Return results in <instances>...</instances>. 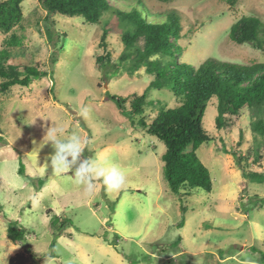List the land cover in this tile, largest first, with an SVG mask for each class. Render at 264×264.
<instances>
[{
	"label": "rangeland",
	"instance_id": "rangeland-1",
	"mask_svg": "<svg viewBox=\"0 0 264 264\" xmlns=\"http://www.w3.org/2000/svg\"><path fill=\"white\" fill-rule=\"evenodd\" d=\"M137 1L151 15L148 20L169 12L177 16L179 63L195 69L204 62L264 63L263 52L228 39L230 26L243 16L264 25V0L108 4L129 11ZM21 12V23L0 33V50L9 52V64L36 67L48 76L0 93V264H264V136L251 132L250 111L243 109L233 125L217 130L216 99L208 102L202 127L213 140L196 156L209 172L212 191L198 189L180 199L163 178L165 145L140 125L149 126L161 107L174 109L175 99L168 89L146 92L152 78L144 69L131 74L129 59L120 63L124 20L113 11L95 25L60 14L47 18L36 0H24ZM104 26L114 28L102 48ZM11 33L20 38L19 46L5 45ZM105 53L109 58L99 69L96 58ZM144 92L152 104L141 115L122 116L110 100L125 99L130 111V102ZM51 127L63 130L61 138L75 133L87 141L86 157L120 166L126 187L110 191L97 180L88 193L71 172L54 173L47 159L54 149L45 137ZM40 144L46 145L39 151ZM248 150L251 157L241 164L263 175L261 183L244 179L235 159L224 153ZM9 223L24 231L18 245L6 236Z\"/></svg>",
	"mask_w": 264,
	"mask_h": 264
},
{
	"label": "trees",
	"instance_id": "trees-1",
	"mask_svg": "<svg viewBox=\"0 0 264 264\" xmlns=\"http://www.w3.org/2000/svg\"><path fill=\"white\" fill-rule=\"evenodd\" d=\"M24 0H5L0 2V33L9 34L22 21L21 6ZM46 12L47 18L60 14L68 17H80L90 25L98 24L109 11H113L118 20H124L125 30L122 42L125 53L119 57L120 63L129 61L127 70L134 74L136 70L144 69L145 74L152 79L146 92L150 89H168L174 96V109L161 107L155 119L149 126L143 122L140 125L147 133L166 147L161 159L163 162V178L172 194L182 199L190 196L195 190L206 193L212 191V182L207 168L196 156L198 148L212 142L213 138L206 134L202 127V117L208 102L216 99L217 115L215 128L222 130L233 125L243 109L251 113L252 133L264 136V63H254L249 66L232 63L204 62L198 68L179 63L180 56L177 42L180 40V25L174 13L169 12L160 20H148L142 3L137 1L129 11L111 10L108 0H36ZM168 2L170 0H160ZM238 0H228L234 5ZM114 27L120 26L114 24ZM112 27L104 26L102 30V48ZM48 38L52 36L47 31ZM264 25L256 17L243 16L230 26L228 39L236 44H248L264 53ZM20 38L11 33L5 41L7 47H16ZM105 56L96 58L99 69H104ZM9 52L0 50V93L8 92L13 86L28 87L33 81L48 76L47 71L36 67H26L9 64ZM57 59L51 58V67ZM117 73V68H114ZM146 92L135 96L130 102V111L125 108L126 100L111 97L122 116L141 115L145 105L152 104L146 100ZM158 103V102H157ZM160 104V102L158 103ZM240 142V141H239ZM239 147V144H236ZM238 152V151H237ZM233 152L230 154L237 165L241 176L252 182L263 181L260 173L247 171L241 162L250 159V151L244 155ZM259 159L255 158L253 162ZM25 168L20 164L18 174L23 175ZM41 182V186H42ZM182 209V207H181ZM65 226V222H61ZM7 238L15 245L22 242L24 231L15 224L9 223L6 230ZM264 259V258H263Z\"/></svg>",
	"mask_w": 264,
	"mask_h": 264
},
{
	"label": "clouds",
	"instance_id": "clouds-1",
	"mask_svg": "<svg viewBox=\"0 0 264 264\" xmlns=\"http://www.w3.org/2000/svg\"><path fill=\"white\" fill-rule=\"evenodd\" d=\"M62 131L51 127L45 136L49 138L48 143L50 142L54 149V153L47 157L54 173L71 172L75 183L88 193L95 190L97 180L102 181L110 191H121L126 187L127 177L120 166L86 157L84 152L88 142L75 133L61 138L59 133ZM44 145L46 144H40L37 149L40 151Z\"/></svg>",
	"mask_w": 264,
	"mask_h": 264
}]
</instances>
